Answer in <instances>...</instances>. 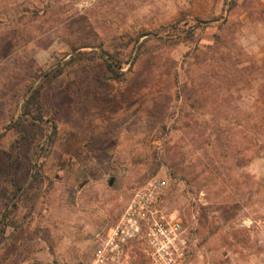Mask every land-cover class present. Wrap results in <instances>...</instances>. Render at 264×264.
I'll return each mask as SVG.
<instances>
[{"label":"rangeland","instance_id":"obj_1","mask_svg":"<svg viewBox=\"0 0 264 264\" xmlns=\"http://www.w3.org/2000/svg\"><path fill=\"white\" fill-rule=\"evenodd\" d=\"M177 18L206 27L153 37ZM141 33L145 53L119 80L100 59L56 73L71 44L93 54ZM28 107L57 132L34 209L6 218L11 180L29 177ZM155 176L195 264H264V0H0V264H88Z\"/></svg>","mask_w":264,"mask_h":264},{"label":"built area","instance_id":"obj_2","mask_svg":"<svg viewBox=\"0 0 264 264\" xmlns=\"http://www.w3.org/2000/svg\"><path fill=\"white\" fill-rule=\"evenodd\" d=\"M166 185L155 176L132 192L117 222L95 240L88 264H195L181 218L158 208Z\"/></svg>","mask_w":264,"mask_h":264},{"label":"trees","instance_id":"obj_3","mask_svg":"<svg viewBox=\"0 0 264 264\" xmlns=\"http://www.w3.org/2000/svg\"><path fill=\"white\" fill-rule=\"evenodd\" d=\"M181 18H177L174 22L169 23L168 25L161 26L159 29L154 31L153 37L156 38L161 43H174L180 40H190L195 34V28L206 27V25H201V20H196L195 24L189 29L180 28ZM161 32L165 33L164 36L161 35ZM148 35L147 33L139 34L135 39L131 37L121 38L120 40H112L110 44L104 46V43L101 42L98 45L99 51L90 54V52L80 51V47L74 44H71L70 47L72 51H75V55H72L68 60H66L62 67L56 70V73L60 74L65 69V67H70L79 62L88 61L93 62L96 59L101 60L105 72V78L111 80L121 79L125 71L123 70L124 65L130 63V60H136L145 53V44L151 38H145L142 42L137 43L139 37ZM219 38V37H218ZM134 53V55H133ZM35 98L36 95L31 96ZM27 107V106H26ZM31 110L28 107L24 111L26 116V121L31 124L30 135H22L26 138L27 149L24 155V161L28 170V180L27 182L20 186L16 187L14 181L11 180V183L8 187V190L5 191V209L6 213L4 217L12 218L13 213L16 212L17 208L21 205L28 212H31L42 192V187L44 183V174L42 171V159H45L49 154L54 141L55 135L57 132V125L52 119H46L45 112L40 109L34 111L31 114ZM8 225L14 223L13 221H8Z\"/></svg>","mask_w":264,"mask_h":264}]
</instances>
